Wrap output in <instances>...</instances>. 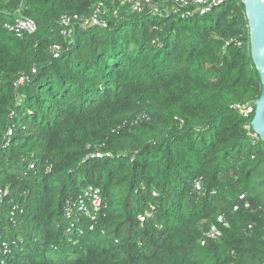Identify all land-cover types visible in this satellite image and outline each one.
Returning a JSON list of instances; mask_svg holds the SVG:
<instances>
[{"label": "trees", "instance_id": "trees-1", "mask_svg": "<svg viewBox=\"0 0 264 264\" xmlns=\"http://www.w3.org/2000/svg\"><path fill=\"white\" fill-rule=\"evenodd\" d=\"M101 2L107 26L61 24ZM205 4L0 0V264H264V141L237 108L262 93L249 21ZM20 15L33 33L5 26Z\"/></svg>", "mask_w": 264, "mask_h": 264}, {"label": "built area", "instance_id": "built-area-1", "mask_svg": "<svg viewBox=\"0 0 264 264\" xmlns=\"http://www.w3.org/2000/svg\"><path fill=\"white\" fill-rule=\"evenodd\" d=\"M120 6H131V9L137 12H142L145 9L146 5H150L152 0H118ZM223 0H176L177 4L180 7L188 6L191 2L205 4L201 12L205 13L210 9V4H217ZM264 1V0H263ZM156 12L159 11L158 8L154 9ZM108 7L101 2L95 9L93 15L90 17H83L79 14L73 15H63L61 17V24L66 28L70 27L73 23H81L83 26H92V25H101L107 26L106 15L108 14ZM118 10L115 11V14ZM5 26L11 30L16 32L19 35H22L24 32L33 33L36 30V24L33 20L29 18H25L20 15L15 19V22H7ZM68 29H64V33L66 34ZM54 51H58L60 49L59 45H54ZM26 80V77L22 76L20 78V83H23ZM237 108L243 113L244 116L248 117L251 114H255L256 105L255 101H248L244 104H238ZM246 128L249 131V134L256 140L260 138L257 132L254 131L251 124H248ZM198 188H200V184H198ZM73 200L68 201V211L71 212L73 209ZM103 206V195L102 189L100 187H96L90 185L84 190V193L77 199L76 207L79 211L83 212L88 217H91L93 220L96 219L97 213L101 210ZM237 209V208H236ZM144 219V218H142ZM220 223L223 225H228L224 217L219 218ZM222 236V230L217 224H213L209 231L205 234V238L202 239V244L206 243L207 238H215L219 239Z\"/></svg>", "mask_w": 264, "mask_h": 264}, {"label": "water", "instance_id": "water-1", "mask_svg": "<svg viewBox=\"0 0 264 264\" xmlns=\"http://www.w3.org/2000/svg\"><path fill=\"white\" fill-rule=\"evenodd\" d=\"M242 1L249 21L252 58L262 82L261 96L255 101L256 110L252 127L264 141V1Z\"/></svg>", "mask_w": 264, "mask_h": 264}]
</instances>
